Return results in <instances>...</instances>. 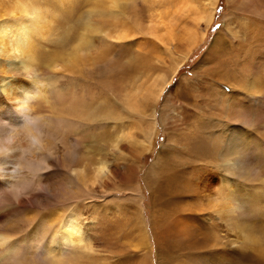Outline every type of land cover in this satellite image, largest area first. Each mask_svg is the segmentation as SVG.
Masks as SVG:
<instances>
[{
  "label": "rangeland",
  "instance_id": "1",
  "mask_svg": "<svg viewBox=\"0 0 264 264\" xmlns=\"http://www.w3.org/2000/svg\"><path fill=\"white\" fill-rule=\"evenodd\" d=\"M17 1L0 0V22L13 19ZM35 2L56 14L37 37L35 61L54 102L38 100L34 110L44 150L17 159L31 162L33 172L14 175L16 164L1 165L0 234L23 248L0 256V264L75 257L76 264H264V93L248 91L257 62L264 80V0ZM97 35L106 43L79 60L74 77L64 68L68 54ZM3 63L22 66L13 54L2 60L0 51ZM10 73L14 82L29 79ZM234 98L245 121L233 118ZM58 106L63 110L49 122L39 117ZM230 137L237 139L232 158L243 154L241 171L220 156ZM40 160L46 166L37 172ZM23 183L29 187L17 201L11 188ZM67 214L83 237L49 259L42 232Z\"/></svg>",
  "mask_w": 264,
  "mask_h": 264
},
{
  "label": "bare ground",
  "instance_id": "2",
  "mask_svg": "<svg viewBox=\"0 0 264 264\" xmlns=\"http://www.w3.org/2000/svg\"><path fill=\"white\" fill-rule=\"evenodd\" d=\"M112 1H113V3L115 2L117 6H119L120 0H112ZM211 1H213V0H211ZM70 3H71V0H70ZM76 3H79V1H77ZM213 4H214V2H213ZM74 6H72V8L69 10H72ZM60 8H61V6H60ZM14 9L16 10V12L14 13V17L11 21L6 22L5 20H2L0 22V51L2 53V60H7V58L11 57V55L13 54L14 57L16 59H18L19 62L22 63V66L19 67L17 63H14V64L12 63L13 67L15 68L12 70L11 67L10 66L8 67L5 63L0 65V107L2 108L0 110V113L2 115H4V118L6 117L4 119L5 121H3V118H0V145L10 147L11 149H13V151H11V152L4 153V154L0 155V169H1V165L5 166L4 164H6V163H7L6 165L11 164V163L17 164V159L21 155V153L24 152L23 150H25V149L30 150L32 148L30 145V141L28 139V136H29L30 132H34L33 124L38 119L36 117L35 111H34L36 109V104H37V102H39L38 100H42V103L49 102V96L52 97V93H53L52 87H50V85L44 84L41 81L40 74H39L41 67L37 66L35 64V61L39 56V53L36 49L37 37L43 36L48 31V27L50 26L49 18H51V19L54 18V21L56 23V14L54 12H53V14H50L51 10L50 11L43 10L41 8V6L35 2V0H18L14 6ZM90 14H92V13H90ZM69 16H70L69 18H71L72 15L70 14ZM78 17L80 20L79 23L80 22L84 23L87 28H90V29L92 28L91 27L92 25L89 24L91 21L90 19H89V21L85 22L84 15H82V17L79 15ZM200 19H201V17H200ZM68 22H69V20L67 19V23ZM54 28H55V25H54ZM92 30H95V29H92ZM194 32H195V29H194ZM263 32L264 31H262V33ZM193 34H191L190 36H192ZM188 36H189V32H188ZM192 42H194V41H192ZM102 43L103 44L106 43L105 39H103L102 36L100 37L97 35L96 43L94 41L93 45H89L88 42H83L82 44L77 45L74 49V52L72 50L70 52V54H68L69 59H68L67 64L64 66V68L65 69L69 68L71 70L70 73H72V75L75 77V75H74L76 72L75 67L78 66L79 60L82 58H83V61L89 60V57H93V55L100 53ZM80 46H82L81 47L82 49H80ZM189 47H190V45H189ZM90 59L92 60V58H90ZM97 62H98V60L95 61V66H97ZM179 64H181V62ZM89 65H91V64L89 63ZM255 65H256V67L254 69V72L251 73L252 77H250L251 79L249 80V83H248V91H251V92L260 96L262 93H264V80H262V77L259 74V71L261 70L262 67H261L260 62L255 63ZM62 66H63V64H62ZM62 66H61V68H62ZM80 68H81V66H80ZM176 69H177V67L174 69L173 73L177 71ZM10 70L12 72H18L20 70L25 75H27L29 79L21 81V82H19L16 79H14L16 82H14L13 79L9 80L11 77H13L12 74L10 73ZM55 79H58V78H55ZM74 81H76L75 78H73L71 82H74ZM162 89H163V86H160L157 90L154 91V97H153V101L151 104V109L153 111V115H155V113H156L155 112V110H156L155 105L157 102H155V101H157L159 99L160 94L162 92ZM58 91H60V90H58ZM58 93L59 92H57V94ZM232 93H235V92H232ZM57 94H56V96H58ZM53 98H54V96H53ZM236 99L237 98L232 99L231 102L233 104V108H235V109L239 108V109H237L238 111H236L235 113H232L231 112L232 109L231 110L229 109V110L232 113L233 118L236 117V118H239V119L245 121L246 113L240 110L241 105ZM43 100L45 102H43ZM51 101L54 102V100H51ZM50 102H49V104H50ZM66 102L64 104H66ZM64 104H63V106H64ZM54 105H55V103H54ZM62 107H61V109H62ZM69 107H68V110H69ZM59 109H60L59 106L54 107V110H52V111L57 113V114L54 113L55 115L54 114L53 115L52 114L51 115H45V116L40 115L39 117L45 119L46 122H49L51 119L55 118L56 116H58L61 113L60 112L61 109L60 110ZM63 109H64V107H63ZM83 111H85V107H83ZM83 111H79L80 115L85 113ZM97 111L99 112L98 109H97ZM66 112H69L68 115H70L71 111H66ZM68 115H66V117H68ZM96 115L97 114L94 115V120L97 123L98 119H99V114L97 116ZM57 120L59 121V123L65 122V121H68V122L70 121L68 118H61V117H59ZM46 122H44V125H47ZM74 122H75V120H74ZM68 125L70 126V124H68ZM154 125L152 127L153 128L152 129L153 135H155V133H156ZM63 127H62V129H63ZM23 131H25L26 133H24ZM36 131H37V129H36ZM40 133H42V132H40ZM49 134H50V132H49ZM45 136H46V134H45ZM10 137H14L15 142L12 145H6L5 142ZM231 138L232 137H230V139ZM151 140H150V142H151ZM226 145H227V150L229 149V152L227 151V153H225L226 152L225 151L224 152L225 154L220 155V156H222L221 157L222 161L225 162V166L228 168L239 170V171H241V169L243 170V168H242V164H243L242 155L243 154H238L237 156H235L233 158L231 156V153H234L233 149H232L233 146H235V148L237 147V139L236 140L235 139L229 140ZM97 166H98V164H97ZM82 168H83V166H82ZM102 169L103 168H101L100 170H102ZM96 171H97V169L95 170V173H96ZM1 176H2V174H1ZM25 176H27V175H25ZM25 176H24V178H26ZM73 191H75V190H73ZM58 192L60 193V191H58ZM71 193H72V190L70 189V184H69V185H67V187L65 189V194L70 195ZM227 198L228 197H226L225 202H226V204L229 205L231 202L229 203L227 201ZM227 208L229 209V207H227ZM52 220L54 221V219H52ZM76 223H78V222H76ZM76 223L74 222V220L72 218V214H67L63 217V219H61L59 222H57L53 228H51V226H49V228H44L45 231L42 232V234H45V235L48 234V237L46 238L44 235L45 242L43 243L42 247H44L45 251L48 253L49 256L51 254H53L55 252V250H65L64 249L65 246H68L72 243H77V242L81 241V239H82L81 237H83V236H81L82 229ZM140 223L141 224L143 223V219ZM37 230L38 229H36L33 232L34 237L35 236L37 237V235H38ZM145 232H146V230H145ZM8 236L0 234V256H3L2 258H4V260H6L10 257V256H6L7 253L13 254V252H14L16 254V252L20 251L21 248H23L22 243H20L18 241H13V240L9 241L10 237H8ZM11 239H13V238H11ZM37 239H36V241H37ZM42 240L43 239H41V241ZM34 241L35 240L28 241V243L32 244L31 248L32 247L34 248L36 246L35 244L33 245ZM36 247L40 248V246H36ZM42 253H41V255H42ZM38 256H40V255H38ZM51 257L52 256H50L49 259ZM11 259H14V258L12 257ZM31 259H33L35 264H39V263L35 262L34 258H31ZM4 260H3V262H5ZM45 261H46V259H45ZM73 261L74 262H72L71 259H69V258L65 259L64 261H62L61 258L60 259L55 258V261H54L52 258L51 264H76V262L78 263V259H76V257L73 258ZM47 262L48 263H46V264L50 263L49 261H47ZM6 263H9V262H6ZM146 263L149 264L151 262L147 260Z\"/></svg>",
  "mask_w": 264,
  "mask_h": 264
},
{
  "label": "clouds",
  "instance_id": "3",
  "mask_svg": "<svg viewBox=\"0 0 264 264\" xmlns=\"http://www.w3.org/2000/svg\"><path fill=\"white\" fill-rule=\"evenodd\" d=\"M28 139L30 141V145L32 148L36 149L37 151L43 150L44 142L42 139V134L39 131L30 132ZM14 142H15L14 137H10L7 139V141L5 143H6V145H12ZM11 151H13V149H11L10 147L0 145V155H2L4 153L11 152ZM23 151L25 154H27L29 150L25 149ZM20 160L24 161V156H21ZM42 166H46L45 161L40 160V161L36 162L35 163V171H37V172L42 171L43 170ZM25 170L32 172L33 171V164L31 162L17 163L12 171H13V174L15 175L16 173H20V172L25 171ZM28 187H29V185L27 183H23V184H21V186H16V185L12 186L11 191L14 192L17 201H19V199L25 195Z\"/></svg>",
  "mask_w": 264,
  "mask_h": 264
}]
</instances>
